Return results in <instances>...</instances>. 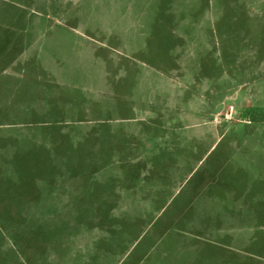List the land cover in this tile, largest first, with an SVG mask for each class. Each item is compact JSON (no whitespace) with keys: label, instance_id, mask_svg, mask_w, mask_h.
<instances>
[{"label":"rangeland","instance_id":"374dc122","mask_svg":"<svg viewBox=\"0 0 264 264\" xmlns=\"http://www.w3.org/2000/svg\"><path fill=\"white\" fill-rule=\"evenodd\" d=\"M0 264H264V0H0Z\"/></svg>","mask_w":264,"mask_h":264},{"label":"trees","instance_id":"16d2710c","mask_svg":"<svg viewBox=\"0 0 264 264\" xmlns=\"http://www.w3.org/2000/svg\"><path fill=\"white\" fill-rule=\"evenodd\" d=\"M132 195L135 196L134 194H132ZM116 206H117V205H116ZM110 212H111L110 210L107 212L108 217H109V215H110ZM102 227H104V226H103V223L101 224V229H102ZM91 228H93V227H91ZM91 228H90V229H91Z\"/></svg>","mask_w":264,"mask_h":264}]
</instances>
